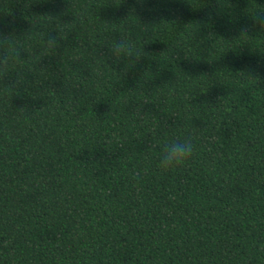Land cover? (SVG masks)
I'll use <instances>...</instances> for the list:
<instances>
[{"label": "trees", "instance_id": "obj_1", "mask_svg": "<svg viewBox=\"0 0 264 264\" xmlns=\"http://www.w3.org/2000/svg\"><path fill=\"white\" fill-rule=\"evenodd\" d=\"M130 7L0 0V41L34 52L0 69V264H264V35L240 36L264 0ZM139 21L146 55L96 75ZM185 123L194 158L158 175L154 131Z\"/></svg>", "mask_w": 264, "mask_h": 264}, {"label": "clouds", "instance_id": "obj_2", "mask_svg": "<svg viewBox=\"0 0 264 264\" xmlns=\"http://www.w3.org/2000/svg\"><path fill=\"white\" fill-rule=\"evenodd\" d=\"M130 3L131 7L129 9V15L138 18V13L140 11L148 10L146 9V6L149 3L163 6L167 3V0H130ZM155 10L158 9L154 8L150 11ZM247 15L249 23L241 27L240 36H249L250 32L264 35V11H247ZM127 25H130V27ZM149 26L150 25L140 23L139 21V23L135 25L128 23L123 26L124 29H131L130 34L127 31L112 30L120 33V36L119 38H112L109 36L107 42L103 46L107 50L106 55L98 56L103 63H97L93 68V72L96 75H100L101 68L104 64L108 65L113 70H115V66H119L120 70L115 71L121 73V75H123L125 71L133 68L135 63L142 56L146 55L144 51H136L135 49L137 34L143 36L145 32H148ZM3 37L4 39L0 41V69H2L4 73L9 72L10 70L17 73L18 79L20 76V73L18 72L20 62L34 56L32 46L26 43L29 39L28 32L22 35L8 34ZM56 44V39L47 38L46 45L49 48L55 47ZM21 52H24L26 56L22 57ZM215 71L212 76H214ZM241 72L248 74L247 71ZM145 78H148L146 73ZM202 136L203 131L201 129L188 123L178 127L176 132L169 138H160L154 131L153 142L149 147V151L155 150L156 156L151 167L159 175L185 166L194 158L197 150L196 142ZM210 139L213 143L215 142L214 137Z\"/></svg>", "mask_w": 264, "mask_h": 264}]
</instances>
